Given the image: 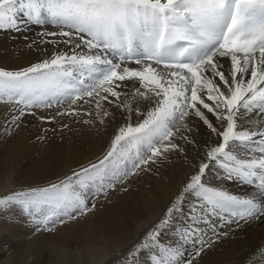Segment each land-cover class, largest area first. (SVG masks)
<instances>
[{"label":"snow or ice","instance_id":"snow-or-ice-1","mask_svg":"<svg viewBox=\"0 0 264 264\" xmlns=\"http://www.w3.org/2000/svg\"><path fill=\"white\" fill-rule=\"evenodd\" d=\"M25 22L55 26L59 32L43 34L61 37L59 42L73 50L19 70L0 68V99L23 105L20 115L25 108L51 107L52 100L75 105L85 97H96L101 111L102 102L130 111L129 101L121 100L128 93L118 89L131 82L138 85L133 99L155 101V106L142 122L120 127L97 163L48 187L0 198V209L12 203L26 211L35 208L40 219L34 217V223L44 228L75 219L89 210L85 193L115 187L114 181L135 174L141 165L178 150L173 126L194 114L220 142L208 148L206 160L156 228L167 226L189 196L196 201L193 226L211 223V216L228 224L264 219V0H0V30L19 31ZM82 46L89 53L75 51ZM126 62L136 67H122ZM88 77L95 78L85 83ZM200 106L220 122L219 128ZM213 165L227 179L255 186L258 196L240 197L206 185L203 177ZM193 226L182 233L192 242L193 258L178 248H163L164 256L154 264H194L213 241ZM159 235L153 231L147 238L157 244Z\"/></svg>","mask_w":264,"mask_h":264},{"label":"bare ground","instance_id":"bare-ground-1","mask_svg":"<svg viewBox=\"0 0 264 264\" xmlns=\"http://www.w3.org/2000/svg\"><path fill=\"white\" fill-rule=\"evenodd\" d=\"M20 18L25 19L22 15ZM51 32H59V29L50 24L34 25L26 22L19 31L0 30V68L19 70L51 59L55 53L71 54L72 45L59 42L62 40L61 37L43 34ZM75 51L89 53L84 46ZM106 55L114 62H119L118 56L111 52ZM123 66L136 67L133 62H126ZM75 75L79 77V73ZM94 78H86L85 83H91ZM137 86L135 82H131L118 89L122 93H128L127 96L122 95L121 100L129 101L130 111L123 107L118 108L116 104L102 102L103 111L110 113L108 116H104L103 111L97 109L96 97H85L84 100H78L75 105L69 99H63L60 103L52 100L51 107L25 108L24 115H20L23 105L9 103L6 98L0 99V126L3 130L11 127L12 118L28 117L26 122L0 138V176L9 173L8 181L4 180V183L1 181L0 193L12 190L13 187H44L54 181L64 180L90 164L97 163L109 150L112 139L120 127L127 124L137 125L142 122L147 111L155 106V101L150 102L139 97L133 99L132 94ZM89 99L92 102H85ZM200 107L209 121L219 128L220 122L202 106ZM72 109H75V114H64ZM244 122L240 121V123ZM174 133L173 142L179 146L178 150L165 152L154 162L141 166L135 174H130L117 188L109 191L101 203L80 218L61 224L48 234V238L56 243L59 240H71V242L79 240V243L96 240L102 243L111 242L121 247L130 243L138 230L149 224L154 217L159 214L165 217L170 202L183 191L190 176L197 171L200 163L206 160L205 154L208 148L220 142V138L194 114L176 124ZM235 151L238 154L243 153L240 148ZM203 182L240 197L258 196L255 186L227 179L224 171L217 165H213L206 172ZM194 203L196 201L193 197H187L181 212L173 213L169 224L160 231L157 243L159 246L154 244L156 246L153 248H144L138 253L144 255L148 253L147 249L154 251L162 245L163 248H178L185 253V258H193L192 242L190 239L185 240L182 233L186 227L193 226L191 207ZM223 215L225 220L229 219L228 214ZM209 219L211 221L209 224L201 222L193 226L202 230L205 240L213 241L199 257L194 258V264H264V255H262L264 219L231 224L222 223L216 216H211ZM132 221L137 222L133 229ZM160 221L155 223L156 226ZM42 249L40 247L38 251ZM160 249L162 251V248ZM163 256L164 253L159 257ZM133 257V259L127 258L129 263H136L139 260L137 256ZM24 262L26 263L27 260ZM34 262L35 260L32 264L42 261Z\"/></svg>","mask_w":264,"mask_h":264},{"label":"rangeland","instance_id":"rangeland-1","mask_svg":"<svg viewBox=\"0 0 264 264\" xmlns=\"http://www.w3.org/2000/svg\"><path fill=\"white\" fill-rule=\"evenodd\" d=\"M14 118H12L11 119L12 121H10L11 123L10 128L3 130V127L0 126V138L3 137L4 134H8L11 131H13L15 128H18L22 123L26 122L28 119V117H19L18 119H14ZM179 123L180 122H177V124ZM173 131H175V125L173 126ZM141 166H146V165H141ZM127 177L123 178L122 182L114 181L115 187L107 188L106 190L100 192H96L94 189L92 190L91 193H85V198L88 202L89 211L95 207V206L92 207V205H97L98 203H101L104 200L106 194L109 193V191H113L114 188H117L121 183H123L127 179ZM0 179H1L0 185H2V182L4 183V180L5 182H7L9 179V173L3 174L2 176H0ZM57 182L58 181H54L52 183L44 185V187H48L51 184ZM44 187H36V186H31L29 188L13 187L12 190L1 192L0 198H7L8 196L13 194L19 195L21 193H27L32 189H40ZM174 201L170 202V205ZM29 210L33 213V215H29L28 213ZM29 210L26 211L23 205L20 203L18 204L12 203L11 206L9 205V207L7 206L5 208L0 209V229H1L0 259H2V264H11L12 261L13 264H23L25 260H27V262L26 263L24 262V264H32L33 260H35V262L42 261L41 262L42 264H44V262L45 264H147L148 262H149L148 264H151L154 263L153 260L154 257L157 258L161 256V254H163V252L160 249V248L163 249V247H161L162 245H160V247L157 250L155 249L154 251L153 249L150 250L147 249L148 253H144V255L138 253L140 250L145 248L142 247L144 244H149V247L147 248H153L154 246L157 245V244L156 245L152 244V242L149 241L147 237H148V233L150 232L153 231L160 232L162 230V229H157L155 224L157 221H160V218L161 220L162 218L163 219L165 218L164 216L162 217L161 214L157 215L152 219V221L149 223L152 226H149V224H147L146 226L138 230L137 234L130 243H128L127 245H122L121 247L120 246L117 247L111 242L102 243L101 241H96V240H92L89 242L80 241V243L79 240H77L78 242H76V240L72 241L74 243H72L71 240H61V241L59 240L56 243L55 241H52L48 238V234H50L52 230L58 228L61 224L58 222L55 225L50 223L47 228H44L42 225L38 226L36 223H34V217L35 219H40V214L36 212L35 208ZM86 213H88V211L83 214ZM83 214L76 215V218L70 221L80 218L81 215ZM64 219H65V223L69 221V219L67 218ZM135 225H137V222L132 221L131 228L133 229ZM13 227L15 228L13 229ZM11 237L15 239H12ZM6 238H8L9 240H6ZM151 245L152 247H150ZM40 247L41 249L42 248L44 249V251L42 249L43 252L38 251L40 250ZM149 252L152 254L157 253V255L152 256V254L150 255ZM46 253L48 255H45ZM134 255L137 256L139 260L136 263H129L128 259L130 258L133 259ZM144 256H147L148 259L150 258L151 259L148 261L147 257ZM45 257L47 258L45 259ZM48 259L49 261H47ZM5 260L7 261V263H5Z\"/></svg>","mask_w":264,"mask_h":264}]
</instances>
